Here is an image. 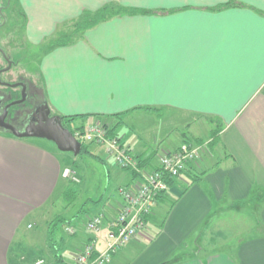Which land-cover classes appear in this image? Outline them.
<instances>
[{
    "label": "crops",
    "instance_id": "crops-1",
    "mask_svg": "<svg viewBox=\"0 0 264 264\" xmlns=\"http://www.w3.org/2000/svg\"><path fill=\"white\" fill-rule=\"evenodd\" d=\"M17 1L25 41L44 51L43 101L53 115L78 117L71 131L105 121L147 168L162 152L210 142L111 264H264V0ZM109 4L137 11L98 24L74 44L48 47L60 27ZM38 139L0 130V264L38 258L76 264L92 240L104 250L123 205L117 190L138 182L91 146L86 156L102 169L106 187L102 197H87L84 169L80 185L67 181L62 172L68 165ZM56 196L65 212L80 198L83 203L69 218L48 220L40 214L58 207ZM253 200L257 218L249 236L226 249L200 247L205 236L217 244L212 237L226 230L225 219ZM35 214L47 219L37 253L17 241ZM96 215L103 225L94 237L85 226ZM58 217L66 220L60 234L52 226ZM67 226L76 233L69 235Z\"/></svg>",
    "mask_w": 264,
    "mask_h": 264
},
{
    "label": "built area",
    "instance_id": "built-area-1",
    "mask_svg": "<svg viewBox=\"0 0 264 264\" xmlns=\"http://www.w3.org/2000/svg\"><path fill=\"white\" fill-rule=\"evenodd\" d=\"M73 134L82 146H95L110 157L122 170L131 172L138 179L137 184L120 187L117 192L123 200L117 217L111 224L109 240L104 250L98 252L95 240L89 241L78 253L76 264H111L114 256L147 227V216H154L159 198L171 191L168 180H177L192 170L210 144L184 143L174 151L162 152L154 168L145 167L133 151L113 132V126L101 120L89 125L74 127ZM63 178L73 184L81 183V178L72 167H65ZM103 225V216L96 215L86 223V231L97 236ZM69 235L76 230L66 227ZM36 264H47L39 259Z\"/></svg>",
    "mask_w": 264,
    "mask_h": 264
},
{
    "label": "rangeland",
    "instance_id": "rangeland-1",
    "mask_svg": "<svg viewBox=\"0 0 264 264\" xmlns=\"http://www.w3.org/2000/svg\"><path fill=\"white\" fill-rule=\"evenodd\" d=\"M78 21L79 20L68 22L64 25V27H60L59 30L61 31L62 28L63 33L67 36H70L72 31L74 30L76 22ZM0 25H2L0 27V49H2L5 55L9 56L13 62L11 70L1 76L2 82H14L17 80H24L26 82H29L32 85L31 92L38 95L37 100L41 103V101H43V92L41 88V81L39 78V61L44 51L40 48L29 45V43L25 41L23 33L24 17L17 0H0ZM59 30L57 31V33L60 32ZM61 37L63 38L64 36L61 35ZM47 45L48 47L51 46L50 43ZM3 67L4 69H7L8 63L4 59L3 54L0 53V68ZM13 89L15 88H12L10 90L13 91ZM17 90H15V93L21 96L22 94H20V92ZM0 130L3 131L4 129L0 128ZM36 141H44V143H50L49 145H51L54 151H56V153L63 159V164L68 165L67 167H73L76 171L78 170V175L79 170L81 171L82 169H84L87 175V179L86 183L81 187L84 188L85 194L87 195V197H91L93 199L102 197L103 193L105 192L104 188L106 187L104 178L102 176L103 171L101 168L97 167V164L91 163L86 154L74 156L72 153L60 151L54 143L46 139L39 138ZM101 181L103 183H101ZM80 184L81 183L77 185ZM77 185L75 186L76 189L79 187ZM74 195L75 194H70V197H67V201L70 202ZM86 195L82 198L87 199ZM59 199L60 196L55 197L56 202L58 201L57 208L52 209L48 207V205L40 215L42 217L44 214L49 215V217L47 218L48 220L51 219L50 217L55 218L57 215L69 218V212L72 210L75 211L77 208H80L83 203V200L80 198V200H78V205H75V208L77 207L76 209L70 208L67 212H65L63 208L62 210H60L59 205L62 200L60 201ZM248 205V207L241 209L238 214L235 213L234 218H229V220L227 221L225 219V222L228 223V227L226 228V230L220 232L219 238L218 236L212 237V239L217 244L208 242L207 236H205V239L203 240L204 242L199 243L200 247L203 245L206 249V246L209 245L215 246L219 250L226 249V247L224 246H227L228 244L230 245L240 237H245L246 235L249 236L254 227V223L256 221L255 219L257 218V210L255 209L257 201L253 200L249 202ZM40 215L35 214L28 219L25 227L23 228V230H21V234L19 235L17 240L22 244V247H25L26 249H32L34 253H37L39 249L42 248V242L46 237L47 226L45 225V222L47 221L45 220L47 219H43ZM226 215L227 214H223V216ZM28 224H31L32 228H28ZM63 225V223H60L58 225V227L56 228L57 234L61 233ZM26 254V257L30 260L34 257L28 252ZM39 259L40 258L33 261V263L36 264Z\"/></svg>",
    "mask_w": 264,
    "mask_h": 264
},
{
    "label": "water",
    "instance_id": "water-1",
    "mask_svg": "<svg viewBox=\"0 0 264 264\" xmlns=\"http://www.w3.org/2000/svg\"><path fill=\"white\" fill-rule=\"evenodd\" d=\"M2 25H0L1 27ZM5 57V53L0 49ZM8 68L0 71V84L6 85L11 88L21 86L23 88L22 99L9 104L5 111L8 112L12 106L22 104L27 98V85L24 84H9L3 83L1 75L11 69L13 62L7 58ZM0 128L12 133L17 138H41L54 143L57 148L62 152L72 153L74 156H79L82 153V144L76 139L71 129L64 125L63 118L59 115H53L47 103H44L41 108L37 109L32 116L31 122L25 130H19L12 124L5 121V116L0 117Z\"/></svg>",
    "mask_w": 264,
    "mask_h": 264
},
{
    "label": "trees",
    "instance_id": "trees-1",
    "mask_svg": "<svg viewBox=\"0 0 264 264\" xmlns=\"http://www.w3.org/2000/svg\"><path fill=\"white\" fill-rule=\"evenodd\" d=\"M134 11L136 12L137 10L127 9L125 7L115 5V4L114 5L113 4L106 5L103 8H101L97 11H94V12L86 11L78 19H75L72 21V22H74V21L79 20L78 22H76V25L74 26V30L72 31L70 36L65 35L62 31V28H61V31L59 30L60 32L56 33L53 37H51L48 44L50 43L51 46H62V45L64 46V45L74 44L76 41L83 38L84 34L88 30L96 27L98 24L105 22L109 19H112L113 17H115L119 14L134 13ZM62 27H64V25ZM61 35L64 37L62 38ZM62 118L64 121V125L67 128H70V124H72V122H74L76 120V118H78V117H62ZM80 127L83 128L84 126H80ZM3 131H5V130H3ZM72 132H73V130H72ZM217 133L218 132H216L213 136L214 140H216ZM81 154H86V155L91 154L89 147L83 145ZM174 182H175V180H168V183L171 187H172ZM163 197H166V195L161 196L159 198V200L162 199ZM152 217L153 216H151V217L147 216L145 218V220L148 222ZM65 221H66L65 219L58 217L56 219V222L54 221L52 223V226H54L56 228V227H58V225L60 223H63ZM53 228H52V230H53ZM52 230H51V233H52Z\"/></svg>",
    "mask_w": 264,
    "mask_h": 264
},
{
    "label": "flooded vegetation",
    "instance_id": "flooded-vegetation-1",
    "mask_svg": "<svg viewBox=\"0 0 264 264\" xmlns=\"http://www.w3.org/2000/svg\"><path fill=\"white\" fill-rule=\"evenodd\" d=\"M7 58H10V57L4 56V59L6 61H7ZM7 63H8V61H7ZM8 66H9V64H8ZM1 70H4V67L0 68V71ZM9 71H7V72H9ZM7 72H4L2 75H4ZM3 83H9V84H24L25 83L27 85L26 101L22 104L12 106L11 108H9L8 112L6 113L5 109L9 104L22 99V95L21 96L17 95L15 93V90L18 89L17 91H19L20 94H22L23 88L21 86H19V87L13 89V91H12V90H10V89H12L11 87L0 84V117L5 116V121L7 123L12 124L17 129L25 130V128L28 126V124L32 120L33 113L37 109L42 107V105L44 104V101H41V103H40L37 100L38 95L33 94V92H31L32 91V85L29 82H26L24 80L23 81L17 80L14 82H4L3 81Z\"/></svg>",
    "mask_w": 264,
    "mask_h": 264
}]
</instances>
